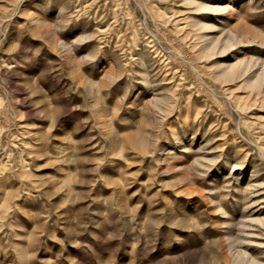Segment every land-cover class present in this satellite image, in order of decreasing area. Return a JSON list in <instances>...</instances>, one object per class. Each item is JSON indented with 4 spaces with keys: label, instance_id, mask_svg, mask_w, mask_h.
Listing matches in <instances>:
<instances>
[{
    "label": "rangeland",
    "instance_id": "1",
    "mask_svg": "<svg viewBox=\"0 0 264 264\" xmlns=\"http://www.w3.org/2000/svg\"><path fill=\"white\" fill-rule=\"evenodd\" d=\"M195 1L0 0V264H264V0Z\"/></svg>",
    "mask_w": 264,
    "mask_h": 264
},
{
    "label": "bare ground",
    "instance_id": "2",
    "mask_svg": "<svg viewBox=\"0 0 264 264\" xmlns=\"http://www.w3.org/2000/svg\"><path fill=\"white\" fill-rule=\"evenodd\" d=\"M184 2L194 4L195 5V9L211 10L213 12L217 11V13H218V11H222L224 9V6H222L219 3L216 4V5H212V4L210 5V4H204V3H201V2L198 3V1H195V0L194 1L193 0H184ZM196 11H194V12H196ZM198 11H200V10H198ZM194 24L197 25L199 28L208 27L207 23L202 22V21H195ZM233 35L229 36V34H228V36L225 35L227 37L223 38V37H221L220 34L218 36L217 35H211V34H209V36H207V35H205L203 33H200L198 36L200 38H202V40H204V42L202 43L201 48H200L201 53L206 55L214 47H215L214 49H216V46L220 45V44L224 47V48L223 47H221V48L225 49L226 46H229V45L233 44ZM238 42H240V40ZM196 45H197V43H196ZM247 67L248 66L244 62H242L241 59H239L235 63L234 62L232 64L227 63V64H225L223 66H219V69H218L216 75H218V77H221V78L231 79L233 77V75H235V73H237V72L239 74H243L245 72V70L247 69ZM263 77H264V65H263V69H262L261 72H259V73L257 72V74L254 77H252V79H250V80L245 79V81L247 80V82L251 86H254V85L260 84L261 81H263ZM233 261H234L233 262L234 264H260L259 261L256 258L246 255V253L244 251H242V250H238L236 252V254H234V260Z\"/></svg>",
    "mask_w": 264,
    "mask_h": 264
}]
</instances>
